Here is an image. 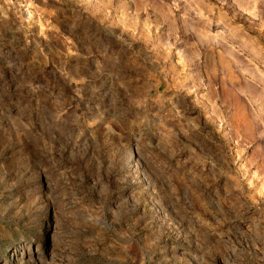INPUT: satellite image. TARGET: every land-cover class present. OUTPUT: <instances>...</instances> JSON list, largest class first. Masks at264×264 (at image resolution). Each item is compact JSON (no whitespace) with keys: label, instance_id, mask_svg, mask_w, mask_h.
Here are the masks:
<instances>
[{"label":"rangeland","instance_id":"1","mask_svg":"<svg viewBox=\"0 0 264 264\" xmlns=\"http://www.w3.org/2000/svg\"><path fill=\"white\" fill-rule=\"evenodd\" d=\"M0 264H264V0H0Z\"/></svg>","mask_w":264,"mask_h":264}]
</instances>
